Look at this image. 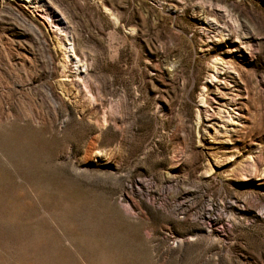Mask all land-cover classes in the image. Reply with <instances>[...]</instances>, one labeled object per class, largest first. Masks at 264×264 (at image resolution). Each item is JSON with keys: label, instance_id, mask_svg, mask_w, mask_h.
<instances>
[{"label": "rangeland", "instance_id": "rangeland-1", "mask_svg": "<svg viewBox=\"0 0 264 264\" xmlns=\"http://www.w3.org/2000/svg\"><path fill=\"white\" fill-rule=\"evenodd\" d=\"M0 264H264V0H0Z\"/></svg>", "mask_w": 264, "mask_h": 264}, {"label": "built area", "instance_id": "built-area-1", "mask_svg": "<svg viewBox=\"0 0 264 264\" xmlns=\"http://www.w3.org/2000/svg\"><path fill=\"white\" fill-rule=\"evenodd\" d=\"M170 242H171L172 244H174V243H175V240H172V241L170 240Z\"/></svg>", "mask_w": 264, "mask_h": 264}]
</instances>
